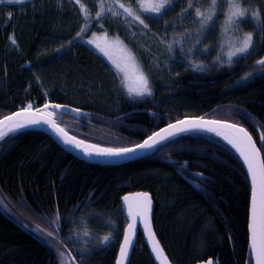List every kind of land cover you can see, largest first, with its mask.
<instances>
[{
    "label": "trees",
    "instance_id": "obj_1",
    "mask_svg": "<svg viewBox=\"0 0 264 264\" xmlns=\"http://www.w3.org/2000/svg\"><path fill=\"white\" fill-rule=\"evenodd\" d=\"M255 1L264 17V0ZM183 4L174 3L160 20L173 21ZM89 14L85 22L57 0L0 3V120L29 104H60L88 113L57 117L71 135L104 148H131L177 121L207 117L244 127L264 160V74L242 83L264 60V38L255 26H243L256 37L255 51L231 63L215 47L219 25L214 38L200 43L208 55L199 58L198 50L192 62L173 48L170 88L159 83L152 95L136 98L82 42L103 24ZM141 192L153 197L155 231L172 264H253L250 182L221 140L187 134L143 159L105 167L76 159L37 131L0 141V264H61L56 247L70 262L76 257L75 264H116L128 226L122 198ZM130 264H154L141 234Z\"/></svg>",
    "mask_w": 264,
    "mask_h": 264
},
{
    "label": "snow or ice",
    "instance_id": "obj_2",
    "mask_svg": "<svg viewBox=\"0 0 264 264\" xmlns=\"http://www.w3.org/2000/svg\"><path fill=\"white\" fill-rule=\"evenodd\" d=\"M4 0H0L3 3ZM9 3H25L26 0H8ZM79 3V0H75ZM100 8L96 12L95 20L99 22L101 19L107 16H120L125 22H135L137 26H143L147 28L144 20L141 19V15L133 12L131 8H128L123 3H119V0H113V3L104 7V0H97ZM176 2H182L187 4L184 15H181V21L191 20L198 26L195 39L197 42L204 37H212V33L217 29L219 25L221 28L227 27L233 36L237 37V42L230 44L229 50L226 52L228 62H232V57L238 54H251L255 51L253 33H245L243 26L251 24L255 26L261 37L264 38V17L261 15L259 8L253 9L251 6V0H132V3L136 4L137 8L143 13H161V17L172 8V5ZM247 5V6H246ZM206 7L205 11H201L202 7ZM81 8L83 6L81 5ZM116 9L113 11V9ZM85 12V22H87L90 14L87 10ZM225 19L222 21L220 17ZM11 17V14H9ZM149 19L154 17L149 16ZM186 31V30H185ZM242 37V39H241ZM11 42L15 45L16 41L13 37ZM166 43V47L169 51L172 50L173 44H178L180 41L173 40L172 43H167V38H162V41ZM108 47H117L122 45L119 37H116L114 41L107 42ZM100 47V45H97ZM203 47V45H201ZM108 55V58L112 60L116 70L120 73V82L123 86L127 87V91L130 95L139 97L152 95V89L149 81V76L145 72L144 68L137 60V57L124 47H120V51L123 53L119 61L113 59L105 49H101ZM188 51H192V48H188ZM207 51V49H205ZM258 63L264 65V60L258 61ZM195 67H200L195 65ZM53 110L62 109L64 106L60 104H54L51 106ZM32 106L29 104L21 112L14 113L12 116H6L3 120H0V125H4L5 121H10L8 126V132H15L31 125H38L44 123L50 125L52 130L63 138V142L68 145H72L76 148L83 146L84 153L91 157L93 154L105 155V156H121L129 153H134L137 149H150L160 140L167 139L170 136H174L176 132L188 131L191 129L207 128L209 131L217 132L218 135H223L218 129L223 128L227 130L224 139L227 140L238 151L239 155L243 157L246 162L247 169L251 174V183L253 186V192L250 202V246L255 253L256 264H264V160L260 158V148L256 146L251 134L236 124H227L221 121H179L178 124H170L168 128L161 129V131L149 136L142 144H138L131 148H101L97 145H85L83 140H78L75 137L68 136V133L61 128L52 117L54 111L45 113L44 116H39V109L36 112H31ZM48 108V105H45ZM67 111H77L79 109H67ZM7 133L0 129V140L4 138ZM261 146H264V133L260 134ZM92 149V151H89ZM123 200L127 204V214L131 218L132 223L128 224L127 232L124 236L123 243L120 247L121 260L119 264H124L128 252L132 247L133 237V225L135 224L137 217H141L145 220L149 218L151 210V199L145 194H137V197L130 198L128 196L123 197ZM110 223V222H109ZM147 227V224H145ZM51 235V234H49ZM83 236H89V232L85 229ZM111 234L103 236L101 243L107 245L110 243ZM158 244V242H157ZM154 251L158 254V249L154 247ZM76 257L71 258L72 264H75ZM68 264V262H66ZM211 264V262H209Z\"/></svg>",
    "mask_w": 264,
    "mask_h": 264
},
{
    "label": "rangeland",
    "instance_id": "obj_3",
    "mask_svg": "<svg viewBox=\"0 0 264 264\" xmlns=\"http://www.w3.org/2000/svg\"><path fill=\"white\" fill-rule=\"evenodd\" d=\"M57 1L60 9L66 8L67 10L68 8L70 12H74V14H76L78 17L82 16L83 18H85V9L88 13L91 12V14L95 16L97 10L100 8V5L98 4L97 0H79V3H76L75 0ZM84 3H87L89 7H87L86 5L84 6ZM112 3L113 0H104V7L106 8ZM119 3L125 4V6L131 8L133 12L137 13L138 15H141V19L144 20V23L147 25V28H144L143 26H137V23L131 22V20H129V22H125L120 16H107L99 21L103 24L99 25L97 31L91 34L89 33L88 37H86V39L82 41L87 47L95 51V53L99 55L112 68V70L117 74L119 80L120 73H118V71L116 70L115 65L112 63V60H110L108 58V55H105V52L101 49H105V51H107L108 54L117 61H119L123 55V53L120 51V47H124L128 50H131V52L137 57V60L142 65L145 72L148 74L151 89L152 87L156 88L157 84L159 83L161 85L163 84V87L170 88L171 83H169V75H171L172 69L176 63V56L173 53L174 50L169 51L166 47V43L161 42L162 38H165L167 37V35H169L171 37V42L167 41V43H172L173 40L180 41V43L178 44H173V48L177 49L178 53L181 56L191 60L192 62H194L193 58L197 59L195 58V54H198V50H201L199 58H201L202 55L206 56V54H209L207 53L208 50L205 51V48H200L202 38L199 42H197V40L195 39L198 26L195 25L191 20H184L183 22L181 21L182 13L184 15H187V13H185L187 4L184 5L185 3H182L184 5L182 9L178 7V9H180L181 11L179 13H176L175 19H173V21H171L170 23H164L160 20L161 18H164L161 17V13L141 14L136 4L132 3V0H119ZM81 5L83 6V8H81ZM251 6L253 9L259 8L255 0H251ZM206 7L207 6L202 7L201 11H205ZM115 10L116 9L114 8L113 11ZM149 16L154 17L152 19L155 20L153 21L155 24H152L151 20L148 18ZM224 19L225 17H223L222 21ZM89 21L91 22V24H96L92 20ZM104 24L109 25L105 26ZM85 28L87 31H89V24L88 27ZM159 31L163 32L164 35H160V33H158ZM245 33L249 32L245 31ZM116 37H119L120 41H122V45L117 47H108L106 40L107 42H111L114 41ZM12 38L13 37L10 38V43L14 46V44L11 42ZM235 42H237V37L233 36L231 32L227 29V27H224L221 28V31H219V36L217 37L215 47L221 49L223 51L224 59L228 60L226 52L229 50L230 44H233ZM97 45H100V47H97ZM188 48H192L193 50L188 51ZM246 55L248 54H238L232 57V61L237 59L240 60V58H243ZM255 72H257V74ZM262 74H264V65L259 64L257 68L252 69L245 75V78L242 80V83H246L252 80L257 75ZM123 87L127 90V87ZM131 96L136 98H142L135 95ZM54 249L60 258L61 264H66V262L68 261L70 262L69 257H67L68 255L65 254L66 252L64 253V250L61 247H56ZM61 255L64 256L61 257ZM63 257L65 258L64 260ZM66 259H68V261H65ZM62 261H64V263Z\"/></svg>",
    "mask_w": 264,
    "mask_h": 264
},
{
    "label": "water",
    "instance_id": "obj_4",
    "mask_svg": "<svg viewBox=\"0 0 264 264\" xmlns=\"http://www.w3.org/2000/svg\"><path fill=\"white\" fill-rule=\"evenodd\" d=\"M52 105H54V104H49L48 108L43 107V108L39 109L40 111H39L38 115L42 117V116L45 115V113H47L49 111H54L55 114L52 117V119H54L57 124H58V122H57V114H60V115L67 114V115H70V116H72L74 118H81V117L88 116V113L85 112V111H82V110H79V112H77V111H67V109H76V108L69 107V106H64V108H62V109L53 110L52 107H51ZM31 112H36V110L31 111ZM200 119H203L204 121H217V120L208 119L207 117H192V118H186V119H182V120L183 121H199ZM182 120H180V121H182ZM178 122L179 121H177V122H175L173 124H178ZM224 123L230 124L228 122H224ZM10 124H11L10 121H5L4 125H0V129H2L4 132L7 133L4 137H6V136H8L10 134H13L15 132H19V131H24V130H35L36 131L37 130V131L43 132V133L47 134L48 136H50L60 146H62L68 153H70L71 155L75 156L76 158L81 159L83 161H86L88 163H91L93 165H104V166H107V165H109V166H120V165H125V164H128V163H131V162H133V161H135V160H137L139 158L145 157L146 155H148L149 153L154 151L159 146H161V145L165 144L166 142H168V141H170V140H172L174 138H177L179 136H183V135H187V134H194V133H199V134H204V135H211V136H214V137L222 140L227 146H229L238 155V157L242 161V163H243V165L245 167L246 173L248 175L250 184H251V188H252L251 189V197H252L253 186H252V183H251V174H250V172L247 169L246 162L244 161L243 157H241L239 155V153L236 150V148H234L231 144H229L227 142V140L224 139V135H226L228 133H227V130L223 129V128L218 129V131L223 133V135H218L217 132L209 131L207 128L191 129V130H188V131L176 132L174 136H170L167 139L160 140L159 143L155 144L154 147L150 148V149H137V151L134 152V153H129V154L121 155V156H105V155L93 154L91 157H89V156H87L84 153L83 146H81V148H76V147H74L72 145L65 144L63 142V138L61 136H58L52 130L50 125H46L44 123H41V124H38V125H31V126L25 127V128L20 129L18 131H15V132H8V126ZM166 128H168V127H166ZM163 129H165V128H163ZM68 136L72 137L69 133H68ZM84 142H85V145H94V144L88 143L86 141H84ZM256 146H257V144H256ZM89 151H92V149H89ZM260 158L263 160L261 152H260ZM137 194H144V193H134V194H129L127 196L130 197V198H135V197H137ZM147 195L151 199V210H150V213H149V218L147 220H145V219H143L141 217H137V220H136L135 224L133 225V229H132V232H133L132 247L130 248V250L128 252L126 260H124V264H129V260H130L132 251H133V249H134V247L136 245V242H137V237H138L139 230L142 231V233L144 235V238L146 239V243H147V245L149 247V250H150V252H151L156 264H170L169 260L167 259L166 255H165V251H164L163 247L161 246V244H160V242H159V240H158V238H157V236H156V234L154 232V229H153V213H154L155 204H154V202L152 200V197L149 194H147ZM122 201H123V204H124V206L126 208V215H127L128 219H129V222L132 223L131 218L127 214V204H126V202L123 199H122ZM145 224H147V227H145ZM126 232H127V229H126ZM249 233H250V220H249ZM125 235H126V233H125ZM157 242H158V244H157ZM154 247H156L158 249V254H157L156 251L153 250ZM249 255L252 256L253 262H254V264H256L255 253L251 249V246L249 248ZM119 257L120 258H119V260H118V262L116 264H119V261L121 260V256H119Z\"/></svg>",
    "mask_w": 264,
    "mask_h": 264
},
{
    "label": "bare ground",
    "instance_id": "obj_5",
    "mask_svg": "<svg viewBox=\"0 0 264 264\" xmlns=\"http://www.w3.org/2000/svg\"><path fill=\"white\" fill-rule=\"evenodd\" d=\"M258 72V71H257ZM257 72H255L256 74H257ZM259 73V72H258ZM260 74V73H259ZM250 76V75H249ZM51 104V103H50ZM35 105V104H34ZM47 105H49V104H47ZM31 106H32V104H31ZM31 110H32V108H31ZM22 110H20V111H17V112H21ZM17 112H15V113H17ZM14 114V113H13ZM13 114H11V115H13ZM11 115H9V116H11ZM65 115H67V114H65ZM62 116V115H61ZM70 116V115H69ZM72 117V116H71ZM87 117V116H86ZM95 117V116H94ZM81 118H85V117H81ZM4 119V118H3ZM2 119V120H3ZM63 119V118H62ZM214 120V119H213ZM222 122H224V121H222ZM229 123V122H228ZM230 124H233V123H230ZM59 126H60V124H59ZM239 126V125H238ZM61 127V126H60ZM168 127V126H167ZM239 127H241V126H239ZM166 128V127H165ZM244 128V127H243ZM245 129V128H244ZM65 130V129H64ZM24 131H35V130H24ZM37 131V130H36ZM160 131V130H159ZM19 132H22V131H19ZM37 132H40V131H37ZM15 133H18V132H15ZM40 133H43V132H40ZM69 133V132H68ZM14 134V133H13ZM43 134H45V133H43ZM70 134V133H69ZM197 134H199V133H197ZM10 135H12V134H10ZM10 135H8V136H10ZM45 135H47V134H45ZM71 135V134H70ZM48 136V135H47ZM72 137H75V136H73V135H71ZM208 136H211V135H208ZM252 136V135H251ZM49 138H51L50 136H48ZM180 137V136H179ZM212 137H214V136H212ZM4 138H7V136L6 137H4ZM3 138V139H4ZM76 139H78L77 137H75ZM214 138H216V137H214ZM52 139V138H51ZM175 139V138H174ZM218 139V138H217ZM254 139V138H253ZM53 140V139H52ZM78 140H80V139H78ZM173 140V139H172ZM220 140V139H219ZM0 141H2V140H0ZM56 144H58L55 140H53ZM171 141V140H170ZM222 141V140H221ZM255 141V140H254ZM169 142V141H168ZM223 142V141H222ZM167 143V142H166ZM165 143V144H166ZM256 143V142H255ZM225 144V143H224ZM59 145V144H58ZM164 145V144H163ZM60 146V145H59ZM162 146V145H161ZM161 146H159V147H161ZM258 146V145H257ZM63 150H65L62 146H60ZM98 147H100V146H98ZM158 147V148H159ZM101 148H104V147H101ZM158 148H156V149H158ZM259 148V147H258ZM155 149V150H156ZM154 150V151H155ZM66 151V150H65ZM154 151H152V152H154ZM67 152V151H66ZM151 152V153H152ZM261 152V151H260ZM68 153V152H67ZM151 153H149V154H151ZM68 154H70V153H68ZM148 154V155H149ZM236 154V153H235ZM71 155V154H70ZM148 155H146V156H148ZM237 155V154H236ZM261 155H262V153H261ZM73 156V155H72ZM145 156V157H146ZM238 156V155H237ZM73 157H75V156H73ZM76 158V157H75ZM144 157H142V158H139V159H137V160H135V161H138V160H140V159H143ZM262 158H263V156H262ZM76 159H78V158H76ZM78 160H80V161H82V162H85V163H88V162H86V161H83V160H81V159H78ZM135 161H133V162H135ZM242 162V161H241ZM88 164H91V163H88ZM91 165H93V164H91ZM98 166H104V165H98ZM107 166H109V165H107ZM120 166H122V165H120ZM106 167V166H105ZM245 168V167H244ZM248 176V175H247ZM187 182H189L191 185H193V186H195L191 181H189V180H187L185 177H183ZM249 179V178H248ZM250 182V181H249ZM250 187H251V184H250ZM252 189V188H251ZM141 193H143V192H141ZM134 194V193H133ZM145 194V193H144ZM146 194H148V193H146ZM129 195V194H128ZM150 195V194H149ZM127 196V195H126ZM151 196V195H150ZM152 197V196H151ZM123 199V198H122ZM251 199V198H250ZM152 200H153V197H152ZM1 202V201H0ZM154 202V201H153ZM2 204H3V200H2V202H1ZM0 203V204H1ZM155 204V203H154ZM4 206H5V204H3ZM122 205L124 206V204H123V201H122ZM2 206V205H1ZM124 208H125V206H124ZM2 209H3V207H2ZM6 209V208H5ZM7 210V209H6ZM124 210H126V208L124 209ZM3 211V210H2ZM5 211V210H4ZM154 211H155V208H154ZM6 212V211H5ZM8 212H9V210H8ZM47 216V215H46ZM126 217H127V215H126ZM127 220H128V224H130V222H129V219H128V217H127ZM249 220H250V211H249ZM249 223V222H248ZM29 227V226H28ZM35 227V226H34ZM36 228V227H35ZM37 229H39V228H37ZM37 229H35V230H37ZM127 229V228H126ZM153 229H154V232H155V234L157 233L156 231H155V227H154V213H153ZM42 230V229H41ZM248 232H249V224H248ZM44 233V232H43ZM125 233H126V230H125ZM45 234V233H44ZM142 235L143 236V239H144V242H145V244H146V246H147V248H148V251H149V253H150V256H151V258H152V260L154 261V264H156V262H155V260H154V258H153V256H152V254H151V252H150V250H149V247H148V245H147V243H146V239L144 238V235H143V233H142V231L141 230H139V233H138V237H137V242H138V238H139V235ZM124 236H125V234H124ZM156 236H157V234H156ZM157 238H158V236H157ZM124 239V238H123ZM158 240H159V238H158ZM137 242H136V245H137ZM159 242H160V240H159ZM122 243H123V241H122ZM122 243H120L121 245H122ZM161 244V243H160ZM136 245H135V247H134V249H133V251H132V254H131V257H130V260H129V264L131 263V259H132V256H133V253H134V250H135V248H136ZM162 246V245H161ZM121 246H119V248H120ZM163 247V246H162ZM249 248H250V233H249ZM164 249V248H163ZM60 250V249H59ZM61 251V250H60ZM63 251V250H62ZM164 251H165V249H164ZM59 252V251H58ZM63 253V252H62ZM64 253H65V251H64ZM68 253V252H67ZM67 253H65V254H67ZM71 253V252H70ZM68 255V254H67ZM66 255V256H67ZM165 255H166V257H167V259L169 260V262H170V264H172V262L170 261V257H168L167 256V254H166V252H165ZM249 255V254H248ZM62 256H64V255H61V257ZM65 256V257H66ZM70 256V255H69ZM120 256V250H119V253H118V257H117V260H116V263L118 262V260H119V257ZM68 257V256H67ZM56 258H57V255H56ZM70 258H72V257H70ZM249 258H251L252 259V256L251 255H249ZM65 258L63 257V260H64ZM65 261H68V259H66ZM252 261H253V259H252ZM63 263H64V261H62ZM209 262H211L212 264H219V263H216L214 260H209L208 259V261H204V262H201V263H198V264H208ZM68 263H71V262H69L68 261ZM79 263V262H78ZM77 263V264H78ZM253 264H254V262H253Z\"/></svg>",
    "mask_w": 264,
    "mask_h": 264
}]
</instances>
